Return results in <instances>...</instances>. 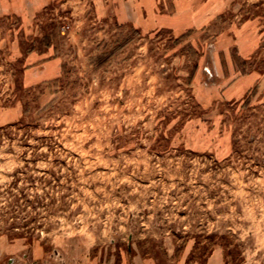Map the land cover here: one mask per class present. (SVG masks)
<instances>
[{"label":"rangeland","instance_id":"rangeland-1","mask_svg":"<svg viewBox=\"0 0 264 264\" xmlns=\"http://www.w3.org/2000/svg\"><path fill=\"white\" fill-rule=\"evenodd\" d=\"M0 264H264V0H0Z\"/></svg>","mask_w":264,"mask_h":264}]
</instances>
